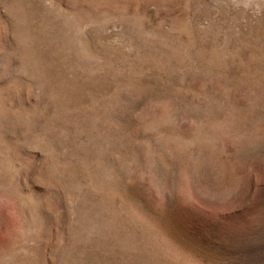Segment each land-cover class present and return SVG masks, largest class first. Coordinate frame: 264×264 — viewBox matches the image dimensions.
<instances>
[{
	"label": "rangeland",
	"instance_id": "rangeland-1",
	"mask_svg": "<svg viewBox=\"0 0 264 264\" xmlns=\"http://www.w3.org/2000/svg\"><path fill=\"white\" fill-rule=\"evenodd\" d=\"M0 264H264V0H0Z\"/></svg>",
	"mask_w": 264,
	"mask_h": 264
}]
</instances>
